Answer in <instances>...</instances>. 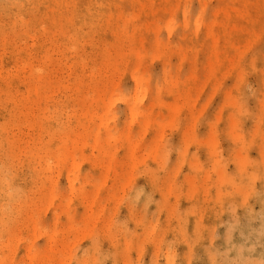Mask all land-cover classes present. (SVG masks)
I'll use <instances>...</instances> for the list:
<instances>
[{"label":"rangeland","instance_id":"1","mask_svg":"<svg viewBox=\"0 0 264 264\" xmlns=\"http://www.w3.org/2000/svg\"><path fill=\"white\" fill-rule=\"evenodd\" d=\"M0 264H264V0H0Z\"/></svg>","mask_w":264,"mask_h":264}]
</instances>
